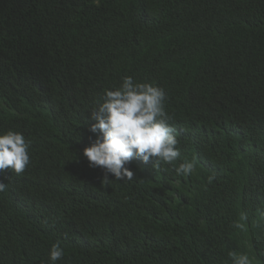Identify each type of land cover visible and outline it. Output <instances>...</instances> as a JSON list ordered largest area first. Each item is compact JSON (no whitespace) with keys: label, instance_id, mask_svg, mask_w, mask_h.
Here are the masks:
<instances>
[{"label":"trees","instance_id":"1","mask_svg":"<svg viewBox=\"0 0 264 264\" xmlns=\"http://www.w3.org/2000/svg\"><path fill=\"white\" fill-rule=\"evenodd\" d=\"M124 76L165 90L191 176L133 160L132 181L102 184L88 166L90 112ZM252 88L264 92V0H0V134L31 141L24 173H0V264H52L57 241L56 264H264V166L258 179L222 167L226 150H264V96L256 139L220 145L244 100L231 94Z\"/></svg>","mask_w":264,"mask_h":264},{"label":"clouds","instance_id":"2","mask_svg":"<svg viewBox=\"0 0 264 264\" xmlns=\"http://www.w3.org/2000/svg\"><path fill=\"white\" fill-rule=\"evenodd\" d=\"M223 78L213 77L209 85L210 91L217 92ZM236 98L244 99L232 103L228 123H223L225 132H221L220 145L230 148L243 147L247 139H256V127L260 124L256 108L264 96L253 88L245 91H234ZM166 92L162 87L151 83L134 82L132 76L122 77V82L115 90H106L102 102H97L90 112L88 131L95 135L89 147L83 149V156L90 168L103 171L102 184L110 179L127 182L132 181L134 172L130 170L133 160L143 165L158 169L162 164L172 165L177 176H191L196 167V159L185 160L176 166L180 157L179 140L176 128L170 123L171 117L165 111ZM228 137V141L225 140ZM31 141L26 140L20 132L8 130L0 134V173L5 169L19 176L30 164L29 148ZM244 150H247L244 149ZM247 151L224 152L222 167L235 174H243L257 178L258 164L264 166V154ZM216 179L208 176V183ZM8 184L0 180V192H4ZM242 195L260 199L257 187L251 182L241 185ZM224 200L219 201L221 205ZM247 211V207H246ZM237 228L242 225H235ZM65 236L67 234L65 233ZM64 250L57 241L49 250L52 264L62 259ZM232 264H252L249 255L229 253Z\"/></svg>","mask_w":264,"mask_h":264}]
</instances>
